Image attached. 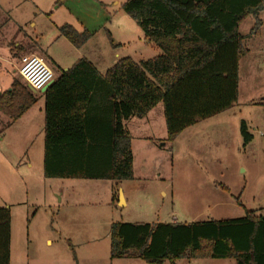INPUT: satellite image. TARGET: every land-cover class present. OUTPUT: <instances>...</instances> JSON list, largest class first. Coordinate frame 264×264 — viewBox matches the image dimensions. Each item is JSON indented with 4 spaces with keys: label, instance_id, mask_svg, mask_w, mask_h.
Wrapping results in <instances>:
<instances>
[{
    "label": "rangeland",
    "instance_id": "obj_1",
    "mask_svg": "<svg viewBox=\"0 0 264 264\" xmlns=\"http://www.w3.org/2000/svg\"><path fill=\"white\" fill-rule=\"evenodd\" d=\"M126 1L0 0L4 89L10 90L15 74L3 44L17 41L16 24L23 28L21 55L34 51L38 43L46 53L62 57L60 69L87 57L105 74L122 59L141 63L160 55L123 10ZM258 18L263 23L258 34L253 16L239 28L245 52L231 109L198 120L174 142L167 141L163 103L144 119L124 123L134 156L131 181L46 178L44 132L38 122L26 127L21 121L9 130L13 121L0 112V208L11 211V264H147L137 257L111 259L113 224L230 220L244 217L246 211L264 216V11ZM82 21L94 34L83 49L63 37L56 40L64 24L84 31ZM16 78L23 81L19 73ZM244 122L252 136L248 144L241 134ZM120 191L125 205H120ZM177 264L235 261L183 259Z\"/></svg>",
    "mask_w": 264,
    "mask_h": 264
},
{
    "label": "trees",
    "instance_id": "obj_2",
    "mask_svg": "<svg viewBox=\"0 0 264 264\" xmlns=\"http://www.w3.org/2000/svg\"><path fill=\"white\" fill-rule=\"evenodd\" d=\"M122 8L161 54L141 63L122 59L105 75L86 58L67 70L57 68L44 93L48 179L131 181L134 156L126 121L144 119L163 103L167 141L174 142L198 120L237 101L238 65L245 52L239 28L253 16L259 33L264 0H127ZM59 31L78 49L91 38L89 31L69 24ZM37 102L16 78L0 97V112L17 121ZM241 134L246 144L252 141L245 122ZM10 244L11 211L0 208V264H11ZM110 257H137L147 264L183 259L264 264V216L246 211L230 220L113 224Z\"/></svg>",
    "mask_w": 264,
    "mask_h": 264
},
{
    "label": "crops",
    "instance_id": "obj_3",
    "mask_svg": "<svg viewBox=\"0 0 264 264\" xmlns=\"http://www.w3.org/2000/svg\"><path fill=\"white\" fill-rule=\"evenodd\" d=\"M72 10H73V13L76 14L74 9H72ZM80 24L82 25V28H84V30H87V31H89L91 33V38H93L94 34L90 30V28L87 27L88 23L86 21H82ZM57 28H58V26H57ZM59 28H58V31H59ZM14 31H16L17 34H18L17 35V37H18L17 41H9V42H7V44H3V45L6 46V47H4V49H6L8 51V54H9V60H8L7 63H9L10 64L9 66L13 69V72L15 74V78L14 79H16V76L18 75V69H19V65H20L22 59L25 58V57H28V56H39V57L43 58L47 62V64L53 69V71L55 73V76H58V73H56V70H57V68H59V69L61 68L60 64H63L62 61H61L62 57H59V55H57L56 53L55 54H53V53L50 54L48 51L46 53V49H44L45 47L39 45L38 43H36V47H35L34 51H32V52L30 51L29 53L21 55L22 54L21 52L22 51L24 52V47L22 45V42L19 41V37H23V28H22L21 25L16 24L15 27H14ZM59 34H60V31H59ZM60 38H62V36L59 35V37L56 40L59 41ZM91 38H90V40H91ZM90 40L82 48H80L79 50L83 49L88 43H90L91 42ZM70 45H72V44H70ZM51 47L52 46L49 45L48 50H50ZM72 47H74V46H72ZM70 49L71 48H68L69 53H71V51H72ZM66 50H67V46H66ZM83 58H86L90 62H92V64L101 73V71L99 70V68L97 67V65L95 63L96 61H94V60H92L90 58H87V57H83ZM0 61L5 63V61H3V59H2V57H0ZM111 64H113V63H111ZM108 66H113V65H108ZM64 68H67V67H64ZM106 68H108V67H106ZM110 68H108V69H110ZM67 69H62V70H67ZM108 69H107V71H108ZM102 75H105V74H102ZM14 79L12 80L11 84L13 83ZM11 84L9 85L10 86L9 87L10 90H11ZM0 87H1V90H2V94H3L4 91H6L7 88L4 89V87L2 86L1 82H0ZM38 93H41V97L38 96ZM35 94L38 96L37 104L34 105L31 109H29L20 119H18L17 121H13V124L10 125L9 130H12L13 129L12 127L16 123H19V122L22 121L21 124L26 122L24 124V126H26V127H29V125L32 126V127L36 126V124L38 122L39 125L37 127H39L41 129L40 133L44 132V109H45L44 93L37 92ZM39 120H40V123H39ZM24 135H22V136H24ZM125 203H126V201L124 200V205H125ZM177 262L175 264H177Z\"/></svg>",
    "mask_w": 264,
    "mask_h": 264
},
{
    "label": "built area",
    "instance_id": "obj_4",
    "mask_svg": "<svg viewBox=\"0 0 264 264\" xmlns=\"http://www.w3.org/2000/svg\"><path fill=\"white\" fill-rule=\"evenodd\" d=\"M18 73L30 90L41 92L55 79L53 69L39 56H28L22 59ZM2 90L0 87V95Z\"/></svg>",
    "mask_w": 264,
    "mask_h": 264
},
{
    "label": "water",
    "instance_id": "obj_5",
    "mask_svg": "<svg viewBox=\"0 0 264 264\" xmlns=\"http://www.w3.org/2000/svg\"><path fill=\"white\" fill-rule=\"evenodd\" d=\"M53 84V82L49 85V86H47V87H45L41 92L42 93H45L50 87H51V85ZM33 93H37L36 91H34V90H31ZM2 95V94H1ZM1 95H0V97H1ZM120 201H121V204L120 205H122V201H123V203H124V198H123V194H122V192L120 191Z\"/></svg>",
    "mask_w": 264,
    "mask_h": 264
}]
</instances>
